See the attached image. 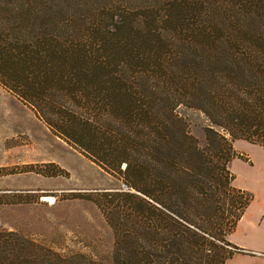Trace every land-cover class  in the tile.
Wrapping results in <instances>:
<instances>
[{
	"label": "trees",
	"instance_id": "obj_1",
	"mask_svg": "<svg viewBox=\"0 0 264 264\" xmlns=\"http://www.w3.org/2000/svg\"><path fill=\"white\" fill-rule=\"evenodd\" d=\"M0 83L126 185L83 195L113 232L112 264H226L239 250L235 227L193 219L209 156L177 108L225 131L207 127L211 152L264 148V0H0ZM237 189L238 221L253 195ZM0 264L104 262L0 229Z\"/></svg>",
	"mask_w": 264,
	"mask_h": 264
},
{
	"label": "rangeland",
	"instance_id": "obj_2",
	"mask_svg": "<svg viewBox=\"0 0 264 264\" xmlns=\"http://www.w3.org/2000/svg\"><path fill=\"white\" fill-rule=\"evenodd\" d=\"M177 113L209 156L206 168L195 172L206 184L199 187L200 192L207 191L209 199L203 201L204 207L198 208L193 219L210 233H219L222 227L230 233L238 218L233 214L237 207L242 210L246 197L234 185L255 189L259 202L264 201L260 191L264 186V148L244 139H230L231 150L211 152L207 127L225 131L199 109L180 105ZM235 156L256 168L232 163ZM235 173L237 182L233 180ZM117 188H126L118 175L106 172L54 134L0 83V229L16 230L62 253L78 251L112 264L113 232L101 210L83 195Z\"/></svg>",
	"mask_w": 264,
	"mask_h": 264
},
{
	"label": "crops",
	"instance_id": "obj_3",
	"mask_svg": "<svg viewBox=\"0 0 264 264\" xmlns=\"http://www.w3.org/2000/svg\"><path fill=\"white\" fill-rule=\"evenodd\" d=\"M237 157L239 156L233 158L232 163L238 161V165L243 168L251 170L256 168L255 165L247 164L245 158L240 157L241 160ZM235 174L233 180L237 182L238 175ZM262 174L264 181V171ZM234 186L251 193L253 199L245 208L233 231L229 234V241L239 247V250L227 259L226 264H264V201L259 202V194L255 189L239 185L238 183ZM260 191L264 196V186L260 188Z\"/></svg>",
	"mask_w": 264,
	"mask_h": 264
},
{
	"label": "bare ground",
	"instance_id": "obj_4",
	"mask_svg": "<svg viewBox=\"0 0 264 264\" xmlns=\"http://www.w3.org/2000/svg\"><path fill=\"white\" fill-rule=\"evenodd\" d=\"M44 198H48L49 200H50V199H52V197H51V196H45Z\"/></svg>",
	"mask_w": 264,
	"mask_h": 264
}]
</instances>
